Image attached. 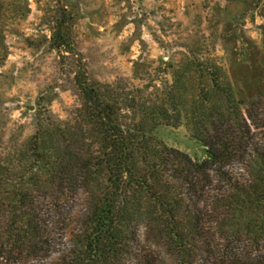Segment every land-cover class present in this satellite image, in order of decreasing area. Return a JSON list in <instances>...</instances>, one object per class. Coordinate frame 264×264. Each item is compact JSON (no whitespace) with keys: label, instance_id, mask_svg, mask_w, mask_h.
I'll return each mask as SVG.
<instances>
[{"label":"trees","instance_id":"obj_1","mask_svg":"<svg viewBox=\"0 0 264 264\" xmlns=\"http://www.w3.org/2000/svg\"><path fill=\"white\" fill-rule=\"evenodd\" d=\"M52 39L71 53L62 31ZM78 64L73 118L42 107L0 156V264H152L151 246L169 264H264L250 250L264 247V145L221 69L174 70L156 102ZM189 72L209 85L188 92ZM182 121L202 160L154 136Z\"/></svg>","mask_w":264,"mask_h":264},{"label":"rangeland","instance_id":"obj_2","mask_svg":"<svg viewBox=\"0 0 264 264\" xmlns=\"http://www.w3.org/2000/svg\"><path fill=\"white\" fill-rule=\"evenodd\" d=\"M57 30L71 53L52 49ZM78 63L89 83L142 89L156 102L174 70L220 68L253 143L264 145V0H0V156L34 133L42 107L56 121L73 118ZM202 85L209 82L187 74L188 92ZM154 136L204 158L184 121ZM156 250L151 263L169 264ZM250 250L259 255L264 247Z\"/></svg>","mask_w":264,"mask_h":264}]
</instances>
